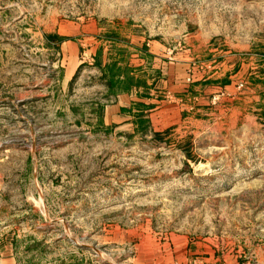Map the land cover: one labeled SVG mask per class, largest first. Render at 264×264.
Instances as JSON below:
<instances>
[{
	"label": "rangeland",
	"instance_id": "obj_1",
	"mask_svg": "<svg viewBox=\"0 0 264 264\" xmlns=\"http://www.w3.org/2000/svg\"><path fill=\"white\" fill-rule=\"evenodd\" d=\"M0 264H264V0H0Z\"/></svg>",
	"mask_w": 264,
	"mask_h": 264
},
{
	"label": "crops",
	"instance_id": "obj_2",
	"mask_svg": "<svg viewBox=\"0 0 264 264\" xmlns=\"http://www.w3.org/2000/svg\"><path fill=\"white\" fill-rule=\"evenodd\" d=\"M120 98H121L120 101L126 102V99L122 98V96ZM120 101H118V103H117L118 107L124 105ZM127 103H129V102H127Z\"/></svg>",
	"mask_w": 264,
	"mask_h": 264
}]
</instances>
